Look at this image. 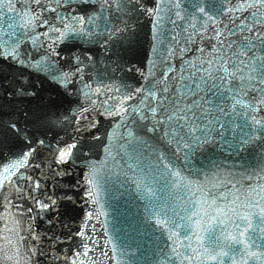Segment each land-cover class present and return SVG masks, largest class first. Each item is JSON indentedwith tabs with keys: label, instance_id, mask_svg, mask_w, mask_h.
I'll use <instances>...</instances> for the list:
<instances>
[{
	"label": "snow or ice",
	"instance_id": "snow-or-ice-1",
	"mask_svg": "<svg viewBox=\"0 0 264 264\" xmlns=\"http://www.w3.org/2000/svg\"><path fill=\"white\" fill-rule=\"evenodd\" d=\"M31 4L16 13L12 0H0V16L5 8L16 13L0 37V193L11 188L18 201L54 211L47 223L67 231L48 236L49 253L34 245L22 253L23 236L7 228L0 262L21 264L23 257L31 264L39 254L57 264H93L96 228L111 208L125 218L109 237L117 264H264V183L252 184L243 163L254 154L264 172V0H216L211 10L206 0ZM43 12L55 13L60 26ZM39 26L47 31L36 33ZM41 36L47 43H39ZM145 41L147 74L132 59ZM177 55L178 68L171 62ZM100 64L105 71L93 79L89 73ZM33 71L56 86L55 94H45ZM133 73L144 83L131 82ZM97 112L118 119L105 134L103 158L93 159L102 137L99 121L87 114ZM69 127L71 142L60 137ZM42 150L52 153L50 162L36 161ZM216 153L234 158L239 174L225 175ZM77 167L81 180L62 185ZM49 181L63 188L59 196L42 189ZM9 196L6 211L23 207ZM61 203L68 205L64 221ZM72 213L79 217L75 232ZM28 232L41 241L31 225ZM61 243L69 247L56 253Z\"/></svg>",
	"mask_w": 264,
	"mask_h": 264
},
{
	"label": "water",
	"instance_id": "water-1",
	"mask_svg": "<svg viewBox=\"0 0 264 264\" xmlns=\"http://www.w3.org/2000/svg\"><path fill=\"white\" fill-rule=\"evenodd\" d=\"M206 3L210 6V10L216 6V0H206ZM171 62L178 68L180 63L179 56L177 55V58ZM213 151V149H209L204 155L210 156ZM220 157L221 154L216 153L212 158H217L218 162L222 164V170L224 171L225 175L227 174V170H231L235 175L239 174L240 169L238 166H234V158L223 160ZM243 163L248 172L253 174V180L251 181L252 184L264 183V180L257 179V176L264 175V172H261L260 166H258V162L255 159L254 154H245ZM119 207L123 212L125 208L123 200L120 201ZM107 211V218L102 216L100 218L102 223L98 224L96 228L94 239L97 241V243L95 245L94 251L90 253V258H94L93 264H117L118 260L120 259L119 256L114 257L112 252V242L109 241V237L114 234L115 229H123L125 225V218L111 208L107 209ZM105 230H107V235H105ZM102 253H106V255H102ZM68 254H71L70 251ZM53 264H57V262L55 261ZM59 264H63V261L61 260ZM255 264H259V261H256Z\"/></svg>",
	"mask_w": 264,
	"mask_h": 264
}]
</instances>
